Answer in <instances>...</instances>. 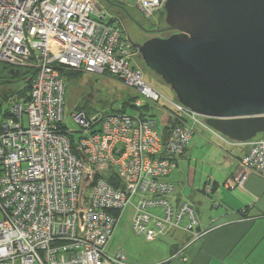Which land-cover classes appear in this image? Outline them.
<instances>
[{"label":"built area","instance_id":"obj_1","mask_svg":"<svg viewBox=\"0 0 264 264\" xmlns=\"http://www.w3.org/2000/svg\"><path fill=\"white\" fill-rule=\"evenodd\" d=\"M164 3L137 7L152 18ZM133 43L98 0H0V62L34 69L29 99L11 97L0 113V264H137L122 248L108 251L128 205L134 231L149 242L171 229L191 233L189 243L208 232L191 203L172 200L167 176L199 126L239 142L148 82ZM68 69L116 77L137 91L135 111L75 108L68 117L79 130L69 128ZM147 100L168 108L167 133L139 112ZM253 171L264 175V137L250 141L238 182ZM212 189L210 181L204 190Z\"/></svg>","mask_w":264,"mask_h":264},{"label":"water","instance_id":"obj_2","mask_svg":"<svg viewBox=\"0 0 264 264\" xmlns=\"http://www.w3.org/2000/svg\"><path fill=\"white\" fill-rule=\"evenodd\" d=\"M164 9L167 27L154 31L173 33L133 43L146 65L221 134L264 133V0H165Z\"/></svg>","mask_w":264,"mask_h":264},{"label":"crops","instance_id":"obj_3","mask_svg":"<svg viewBox=\"0 0 264 264\" xmlns=\"http://www.w3.org/2000/svg\"><path fill=\"white\" fill-rule=\"evenodd\" d=\"M201 138L208 144L203 167H195L199 159L189 144L167 179L176 184L172 200L191 203L208 232L189 243L191 233L171 229L154 242L168 255L153 264H264V175L253 171L237 180L250 142L230 144L218 136ZM210 181L213 189L207 192L204 187ZM151 209L163 215L162 208Z\"/></svg>","mask_w":264,"mask_h":264},{"label":"rangeland","instance_id":"obj_4","mask_svg":"<svg viewBox=\"0 0 264 264\" xmlns=\"http://www.w3.org/2000/svg\"><path fill=\"white\" fill-rule=\"evenodd\" d=\"M124 3L127 7L128 12L132 15L135 21L142 27L148 29L144 31L142 28L135 25L131 20L126 22V25L123 23L127 34L130 36L131 40L134 43H141L142 41L156 36L157 32L154 29H163L167 27L166 23V12L165 9L158 11L152 18H146L143 13L137 7V0H119ZM100 7H102L108 14L109 17L117 19V13L109 8L106 0H98ZM143 61V60H142ZM140 62V61H139ZM141 67L145 73V78L148 82L155 85L159 90L168 96L175 97L173 91L170 89V86L167 85L163 79L152 71L146 63L143 61L140 63ZM66 72H71L66 70L63 72V76L67 85L66 90V119L68 127L74 130H79V126L68 117V115L75 110V108L80 109H90L94 112H112L123 107V102L128 100L131 106L130 112L135 111L132 96H136L137 91L135 89L125 87V85L116 77L112 75H103V74H89L86 72H81L79 70H74V72L80 73L78 76H68ZM11 82H4L0 84V99H2L1 111H6L9 104L7 97H16V93L19 90H24L27 87L26 79L23 76L11 78ZM10 94V95H8ZM8 95V96H7ZM162 103V102H160ZM146 105H152V110H147ZM146 112L145 116H150L151 111L155 114V119L159 125V128H163L166 120L168 119V108L166 105H153V102L147 100L145 104L140 107L144 108ZM133 108V109H132ZM149 108V107H148ZM150 109V108H149ZM1 113V112H0ZM2 115H0V119ZM25 120H27V115H25ZM79 135V134H77ZM207 139L209 137L214 138L215 136L207 129L199 126L197 132L193 135L189 147L195 148L196 155L198 157V162L195 164V167L201 169L203 167V159L208 156V144L206 145L202 141V138ZM264 137V133L257 135L255 138ZM210 138V139H211ZM254 139V138H253ZM252 139V140H253ZM251 141V140H250ZM249 141V142H250ZM202 162V163H201ZM160 210V209H159ZM151 212H154L155 209H150ZM133 216H134V207L133 205H128L120 214L119 222L116 226L114 236L110 245L108 246V251L113 253L115 249L122 248L126 251L129 259L132 262L142 263V264H153L159 258L167 256L163 250L154 245V241L149 242L146 237L142 234H137L133 230ZM3 219V212L0 208V221ZM120 246V247H119Z\"/></svg>","mask_w":264,"mask_h":264},{"label":"trees","instance_id":"obj_5","mask_svg":"<svg viewBox=\"0 0 264 264\" xmlns=\"http://www.w3.org/2000/svg\"><path fill=\"white\" fill-rule=\"evenodd\" d=\"M125 5V4H124ZM126 6V5H125ZM127 8V7H126ZM163 9V8H162ZM160 11V10H159ZM122 20H123V23L126 25V22L127 21H130V17L126 14H122ZM127 20V21H126ZM161 33L159 34V36H163V37H168L172 34V32L168 31V30H161L160 31ZM143 62L141 59H140V63ZM141 65V64H140ZM33 70L32 68H22L20 69L18 73H16L17 69H14V68H11L10 65L6 64V63H3V62H0V84H3L4 82H11L9 79L10 78H14V77H20V76H23L25 79H26V83L28 84L27 87L24 89V90H19L17 93H16V98H20V99H23V100H28L29 99V92H30V87H31V83H32V80H33ZM70 70L71 72H66L68 76L72 77V76H78L80 75V73L78 72H74L73 69H68ZM12 72H14V75L12 76ZM10 95V94H8ZM7 95V96H8ZM8 100L10 99V96L7 97ZM136 99V96H132L131 97V100H134ZM0 101H2V99H0ZM130 102L128 100H125L123 102V107L121 109H118V110H115V111H112V112H118V111H130L131 110V106H129ZM147 110H152L151 108L152 105H146L145 106ZM142 108L139 110L140 113H142L143 115L146 114V112H144V110L146 111V109ZM150 109H149V108ZM85 110L88 112V113H93L94 111L90 110V109H87L85 108ZM153 111V110H152ZM151 111V116H154L155 117V114H153ZM2 115H5V112H2ZM173 119L171 117H168V119L166 120V123L164 124V127L162 128L163 132L167 133L168 129L170 128L171 125H173ZM197 132V131H196ZM195 132V133H196ZM193 138V137H192ZM190 144V142H189ZM188 144V145H189ZM188 147V146H187ZM187 149V148H186ZM185 149V151H186ZM185 153V152H184ZM183 153V154H184ZM182 157V156H181ZM180 160V159H178ZM178 160H176V165H177V162ZM173 171V170H172ZM170 175V174H169ZM168 175V176H169ZM167 176V177H168ZM168 180V179H167ZM171 181V180H169ZM172 182V181H171ZM174 183V182H173ZM175 184V183H174ZM176 185V184H175ZM159 264H167V262L165 263H159Z\"/></svg>","mask_w":264,"mask_h":264},{"label":"flooded vegetation","instance_id":"obj_6","mask_svg":"<svg viewBox=\"0 0 264 264\" xmlns=\"http://www.w3.org/2000/svg\"><path fill=\"white\" fill-rule=\"evenodd\" d=\"M108 6L110 9H112L115 13H117V19L120 20L122 22V14H126L127 15V8L124 5V3L120 2L119 0H106ZM130 20L137 25L138 27L141 28V26L135 21V19L133 17L130 18ZM145 31V30H144ZM172 32V31H170ZM161 32H157L156 34H160ZM173 33V32H172ZM143 42V41H142ZM143 60L141 55L139 54V60ZM20 72L19 70L16 71V73ZM12 76L14 75V72H12L11 74ZM10 81L12 80L11 78L9 79Z\"/></svg>","mask_w":264,"mask_h":264}]
</instances>
